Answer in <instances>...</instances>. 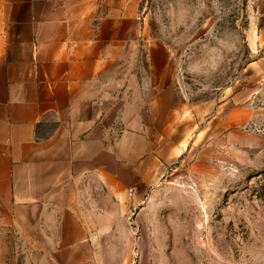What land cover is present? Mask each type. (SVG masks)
I'll list each match as a JSON object with an SVG mask.
<instances>
[{
    "label": "rangeland",
    "instance_id": "1",
    "mask_svg": "<svg viewBox=\"0 0 264 264\" xmlns=\"http://www.w3.org/2000/svg\"><path fill=\"white\" fill-rule=\"evenodd\" d=\"M138 14L130 64L156 103L145 153L115 169L129 183L83 186V207L115 213L101 254L264 264V0H140ZM46 234L0 219V264H46Z\"/></svg>",
    "mask_w": 264,
    "mask_h": 264
},
{
    "label": "crops",
    "instance_id": "2",
    "mask_svg": "<svg viewBox=\"0 0 264 264\" xmlns=\"http://www.w3.org/2000/svg\"><path fill=\"white\" fill-rule=\"evenodd\" d=\"M139 4L0 0V219L47 233L46 264L111 262L101 249L115 213L83 207L81 192L129 183L115 169L146 151L144 109L156 91L147 99L130 64Z\"/></svg>",
    "mask_w": 264,
    "mask_h": 264
}]
</instances>
